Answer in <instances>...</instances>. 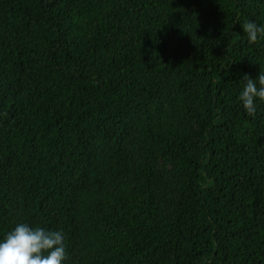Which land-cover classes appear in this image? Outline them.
I'll return each mask as SVG.
<instances>
[{
    "label": "trees",
    "instance_id": "16d2710c",
    "mask_svg": "<svg viewBox=\"0 0 264 264\" xmlns=\"http://www.w3.org/2000/svg\"><path fill=\"white\" fill-rule=\"evenodd\" d=\"M264 0H0V240L64 264H264Z\"/></svg>",
    "mask_w": 264,
    "mask_h": 264
},
{
    "label": "clouds",
    "instance_id": "9594fccd",
    "mask_svg": "<svg viewBox=\"0 0 264 264\" xmlns=\"http://www.w3.org/2000/svg\"><path fill=\"white\" fill-rule=\"evenodd\" d=\"M250 43L264 37V26L248 21L243 25ZM244 88L239 99L249 117L255 118L256 101H264V72L252 79L245 74ZM67 258L65 237L62 231L43 227H30L18 223L0 240V264H64Z\"/></svg>",
    "mask_w": 264,
    "mask_h": 264
}]
</instances>
